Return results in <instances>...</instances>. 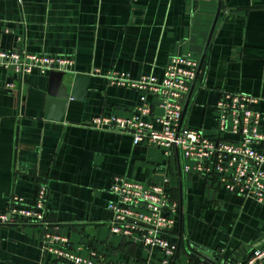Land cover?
I'll return each mask as SVG.
<instances>
[{"label": "crops", "instance_id": "crops-1", "mask_svg": "<svg viewBox=\"0 0 264 264\" xmlns=\"http://www.w3.org/2000/svg\"><path fill=\"white\" fill-rule=\"evenodd\" d=\"M16 46L71 56L63 77L69 87L76 73L89 78L83 99L69 98L60 121L46 116L49 72L14 77L0 66V213L12 195L31 204L38 186L47 189L44 223L0 224V264L60 261L43 249L46 232L67 237L74 253L97 263L160 264L159 248L111 232L115 175L163 186L177 202L171 264H205L191 244L219 254L216 264H236L264 243V201L182 172L174 148L133 144L127 133L91 124L101 115L128 117L139 103L137 90L108 75L160 80L172 56L189 55L201 64L189 84L188 126L213 134L220 95L245 92L257 98L264 131V0H0V47ZM147 102L144 119L159 129L158 98L148 93Z\"/></svg>", "mask_w": 264, "mask_h": 264}, {"label": "built area", "instance_id": "built-area-1", "mask_svg": "<svg viewBox=\"0 0 264 264\" xmlns=\"http://www.w3.org/2000/svg\"><path fill=\"white\" fill-rule=\"evenodd\" d=\"M18 2L20 0H17ZM73 65L69 55L31 53L23 48L0 47V66L15 76L34 70L41 73L67 71ZM198 61L189 55L172 56L158 80L153 75L130 78L124 72L108 75L111 82L139 92V103L128 117L101 115L91 124L99 128H113L131 136L133 144L155 142L167 149H176L182 157L181 170L213 176L226 190L264 201V131L262 114L255 109L257 98L245 92H223L215 104L214 133L207 135L201 129L188 126L184 117V99L189 84L195 78ZM7 87H12L10 81ZM148 93L158 98L161 113L155 116L157 129L144 119L151 113ZM109 191L113 196L107 204L112 213L109 227L112 233L137 236L142 245L151 250L157 247L163 258L160 264H171L177 245L168 237L173 224L172 214L177 202L169 201L163 186H148L143 182L115 175ZM47 189L40 185L31 204L12 195L0 213V224L45 222ZM43 249L58 261L54 264H104L82 257L71 248L69 239L54 233L43 235ZM187 264H203L188 261ZM236 264H264V243L251 249Z\"/></svg>", "mask_w": 264, "mask_h": 264}, {"label": "water", "instance_id": "water-1", "mask_svg": "<svg viewBox=\"0 0 264 264\" xmlns=\"http://www.w3.org/2000/svg\"><path fill=\"white\" fill-rule=\"evenodd\" d=\"M212 29L213 28H211L210 34L207 38L206 47L209 43ZM200 64L201 62H199L198 64L196 75L200 68ZM49 73L50 75H49V86L47 90L48 96H47L46 116L50 118L55 117L56 120L61 121L63 119V113L68 99L69 98L83 99V97L85 96L89 76L87 74H82V73L74 74L71 82V86L69 87L68 84L63 81V77L65 75L64 71L54 70V71H49ZM191 89L192 87H190L188 91L187 97L184 102L183 111H185V108L187 106L189 96L191 94ZM55 107H57V109H55ZM191 247L203 258L202 261L205 264H216L217 261L216 259L219 257V254H216L214 252H211V255L207 254L206 252H204V248L196 244H191ZM220 263L223 264L224 263L223 260Z\"/></svg>", "mask_w": 264, "mask_h": 264}]
</instances>
